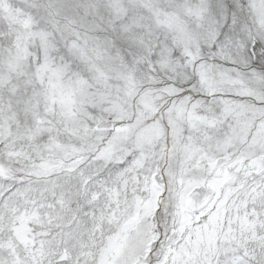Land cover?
<instances>
[{"label": "snow or ice", "instance_id": "6c2138e0", "mask_svg": "<svg viewBox=\"0 0 264 264\" xmlns=\"http://www.w3.org/2000/svg\"><path fill=\"white\" fill-rule=\"evenodd\" d=\"M0 264H264V0H0Z\"/></svg>", "mask_w": 264, "mask_h": 264}]
</instances>
